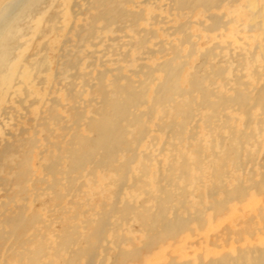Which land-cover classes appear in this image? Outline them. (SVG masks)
<instances>
[{"label": "rangeland", "instance_id": "rangeland-1", "mask_svg": "<svg viewBox=\"0 0 264 264\" xmlns=\"http://www.w3.org/2000/svg\"><path fill=\"white\" fill-rule=\"evenodd\" d=\"M73 1L82 2L56 0L51 6L48 4L46 11L54 10L58 15V27L52 32L40 35L39 38H36V30L32 31L33 26L28 28V34L17 40L22 44V49L15 51L18 52V57L11 61L14 68H23L22 73L16 75L21 79L22 84H19L26 86L28 96L24 95L21 87L18 90L15 87L11 89L13 93L3 97L0 102V135L10 141L15 137L2 132L10 131L14 136H19V130L24 128L22 136L32 137L34 145L29 152L28 162L23 164L28 173V180L21 185L22 194L18 193V189H21L18 188L19 185L11 180L4 186L0 185V233H6L0 238V264H87L91 252L94 257L89 264H121V259L117 260L121 253L126 256L123 264H167L171 259L176 263L198 264L199 261L205 263L208 257H218L226 252L236 256L237 249L254 245L264 246V191L255 194L254 189H248L245 200L228 201L226 209L217 213L218 215L213 211H206V207H203L207 205L208 189L214 190L212 192L215 193V200H220L222 187L232 189L239 182L237 177L244 185H249L248 175L259 180L262 170L264 171V114L261 113L260 106L250 107L248 117L251 118L244 120L246 115L242 113L239 105L230 102V99L227 101L229 104L220 105L217 102V98L222 97L221 94L225 98L234 97L238 91L246 90L252 94L256 91L255 88L262 84L264 75L260 73L264 74V29L259 25V18L264 17V10L258 14L257 20L252 21V26L248 27L251 23V12L245 8L247 0H241L233 9L226 6L212 9L211 12L222 17L221 21L225 26L210 32L195 23L198 19H202L203 23L209 22L204 19L200 8L191 14L178 13L171 9L167 0L150 1L148 5L134 0L137 4L129 3L127 8L134 11L141 8L145 17L137 21L134 27L140 28L138 34H132L133 28L126 26L122 31L115 30L116 25L120 23L112 24L105 30H97L93 47L88 41L76 39L73 32L69 31L72 22L81 23L85 16L78 13L74 19L72 8L77 10V7H70ZM43 13L32 19L30 26L34 22L37 26L43 25L46 16V13ZM232 18L234 19L231 20ZM187 19L190 21L189 27L183 26L181 31H174L175 26L182 25ZM95 24L98 27L103 25L100 20ZM148 31L154 32L155 37L147 38L141 45L135 43L139 36L145 33L148 36ZM66 34L69 37L66 38ZM129 34L132 38L128 37ZM186 34L199 49L186 58L187 65H181L177 86L183 93L173 94L172 97L178 108L182 111L189 109L192 113L186 117L183 112L173 109V102L164 103L166 114L163 115V107L157 105L152 113L153 121L145 123L146 111L150 108L155 88L165 76L162 71L155 69L151 71L150 76L149 68L155 67L165 59H171L173 54L170 47L175 45L181 47L180 56L178 55L175 61L180 62L182 57L185 58L189 49V44L183 41ZM109 36L114 39H108ZM65 39H68L67 42L63 41ZM128 39L134 44L129 45ZM160 44L167 48L166 51H156ZM145 50L155 52L146 53ZM63 51L64 57H59ZM206 51L212 52V56L207 59L205 55L199 54ZM39 59L48 61L51 71L44 70L43 66L38 69L35 61ZM67 59L80 63L76 69H62L60 62ZM87 63L92 65L86 67ZM217 67L222 68L220 73L217 72ZM83 77L88 78L90 89L82 86ZM192 77H195L196 82L193 87L188 83ZM41 78L45 82L37 83ZM65 80H71L75 85L63 87ZM127 80L134 90L141 91L145 103L134 109L137 116L132 124L128 125L125 119L116 120L122 142L118 143L114 136L110 137L109 142L119 146L116 149L118 153L111 162L113 167H94L89 162L79 167L78 171H69L66 175L62 170L59 174V169H66V162L63 160L61 164H54L53 173L47 172L44 165L49 164V157L45 156L57 154L55 146L59 145V149L64 147L70 134L82 131L86 133L84 127L80 128L84 125L86 116L100 118L112 114L110 103L116 98L124 97L123 94H118L113 82L125 85ZM68 94L75 97L74 103L68 99ZM21 98L22 104L17 101ZM202 99L204 103L200 106L198 102ZM31 100L37 102L31 103ZM85 100H89V105L84 110ZM50 105L59 117L47 119L43 116L42 119H37V115H42L39 111L45 113ZM68 105H76L79 112L84 111L76 123L69 120L65 110ZM94 108L97 114L92 111ZM128 110L132 108L129 106ZM2 111L6 113L3 114ZM159 126L160 130L155 131L154 128ZM142 129L148 136H156L154 143L150 142L147 135L140 140ZM52 142L54 146H51ZM103 153L102 149H98L94 156L100 158ZM143 153L148 154L150 160L147 161ZM235 153H239V160L245 162L241 169L235 163ZM19 155L18 152L9 153L3 162L11 164L19 159ZM124 166L128 167L129 172L127 177L125 175L119 196L116 198L117 186L123 182L118 179L117 184L116 176ZM3 174L0 170V176ZM5 176L11 179L14 171H6ZM66 176H69L70 182L66 181ZM36 178L39 180L36 181L34 189L32 182ZM212 184H215L216 188H212ZM114 203V208L108 210L109 204ZM20 205L24 206L22 223L30 215L34 218L18 236L9 233L8 226L1 220L5 214L16 212V207ZM197 209L203 211L201 229L190 221L188 225L192 228L191 234L183 230L175 240L177 243L171 240L147 242L151 234L161 229L155 221L159 215L167 219H187V216H194ZM99 217L107 224L101 229L103 236L100 239L93 230ZM133 251L136 252L135 258L129 259L134 255L130 254Z\"/></svg>", "mask_w": 264, "mask_h": 264}, {"label": "bare ground", "instance_id": "bare-ground-1", "mask_svg": "<svg viewBox=\"0 0 264 264\" xmlns=\"http://www.w3.org/2000/svg\"><path fill=\"white\" fill-rule=\"evenodd\" d=\"M55 1L56 0H1L0 1V102L4 99L3 97L6 96L8 93H13V91L11 89H13L15 87H17V90H18V88L20 89V87H21L24 95H26V97L28 96L27 95L28 91L25 89L26 86L25 87L21 86V84H22L21 79L18 78V75H16L17 73H22L23 68L18 67V66L16 68H14V65L11 61H12V59H13V61L16 60V58L18 57L19 54H18V52L16 53L15 51L18 49L21 50L22 44L18 43L17 40H18V38H20L22 36L24 37L25 35L28 34V32H29V30H27L28 28H31L33 26L35 29L33 28L32 31L36 30V33H37L36 38H39L40 35H43V34L48 33V32H52L58 27L56 25V21L58 19V15H57L56 11H54V10H47L46 11L47 6H49V5L51 6L52 4L55 3ZM81 1H82L81 3L77 2V1L71 2L70 7L71 6L77 7V10L72 8V10H73L72 16L74 17V19L78 13L81 15H85L84 18L82 19L83 22H81V23H75L74 22V24L72 22V25L69 26L70 30L69 29L68 30L73 32L74 37L76 39H82V42L88 41L89 44H92L93 47L95 46V42H96L95 40L93 41V39L97 37V30H99L100 28L105 30V28H109L112 24L116 25L117 23H120V25L119 24L116 25L117 29H115V30L122 31L124 26H126V27H129L130 29L133 28L132 34L133 33L138 34V32L140 31V28L139 27L134 28V27L137 25V21L145 19V17L143 16V13H142L143 11L141 8L139 11L138 10L134 11V10H130L127 8V4L135 3L134 0H81ZM150 1L154 2L156 0H140L139 3L140 4L143 3L144 5H148V3ZM167 1L169 3V6L171 7V9L176 10L178 13L187 12V13L191 14V13H193V11L195 9H198V8L202 9V11L204 13V16H203L204 19H206L209 22L203 23L202 19H200V20L198 19L197 21H195V20L194 21L197 25L202 26L205 31H210V32L213 30H216L218 27H222V26L224 27L225 26V24H223V22L221 21L222 17L220 15H217V14L211 12L210 10L219 8L221 6H226L228 8L233 9L234 6L239 5L241 2V0H167ZM257 1L258 0H247V2H246L245 8H247L251 12V17L249 20V22H251V23L248 24V27L252 26L253 22L255 20H257V18H258V14L262 10H264V0H260V2H258V3H257ZM135 4H137V3H135ZM49 11H52L54 13H51ZM43 12L46 13V16L44 18V22L48 23V24L44 23L43 25L37 26L36 23L34 22L33 24L31 23V26H30L29 22H31L32 19H34L37 15L42 14ZM43 15H44V13H43ZM233 19L234 18H232L231 20H233ZM99 20L102 21V23H103V25L101 27H98L95 24V22L99 21ZM184 20H186V18ZM228 20H229V18H228ZM259 20H260L259 25L264 29V17L259 18ZM49 21H50V23H49ZM189 22L190 21H188V19H187V21L182 23V25L178 24L179 26H175L173 28L174 31H181V28L183 26L189 27L188 26ZM224 22H226V21H224ZM69 25H70V23H69ZM101 29H100V31H101ZM143 30L144 29H142V31ZM106 31H109V29L108 30L106 29ZM184 33H183V35H184ZM141 34H143V33L141 32ZM147 35L148 36H146V33H145L143 36H139V39L135 43H137L138 45H141L146 41L147 38L155 37L154 32H149V33H147ZM67 36H68V34H66V38H67ZM125 36H127V35H125ZM128 37L132 38L131 34H129ZM108 39H114V37L109 36ZM66 40H68V39H65L63 41L67 42ZM183 41H185L189 44V49H188L187 55H185V58H183L181 55L182 60L180 62H178V61L176 62L175 59L179 55V53H180L179 48H181V47H176V45H175V46L170 47V49H171L170 52L173 54L171 59L168 58L162 62H158V63L156 62L157 64L155 65V67L149 68L150 69L149 70L150 76H151V71L153 69H155L157 71L158 70L162 71L165 76H164V78H162V80L157 84V86L155 88V91H154L155 94L151 98L152 102H151L150 108L146 111L147 120L145 123H150L153 121L152 113L154 111V108L157 105L158 106L161 105L163 107L162 108L163 115L166 114L167 108L163 105L164 103L173 102V104L171 103L173 109L176 110V112H183V115H185L186 117L188 116V114L191 115V113H192V112H190L189 109L187 111L186 110L182 111L180 108H178V104L174 102V99L172 97L173 94L181 95L183 93L182 89L177 86V80H178V76H179V72H180L179 70H180L181 65L182 66L187 65L188 60L186 58L189 57L192 53H195L197 49H199L198 46H197L198 48L196 47V45H195L196 43H193L194 41L191 42L190 36L188 34H186V36H184ZM128 42H129V39H128ZM132 42L133 41L129 42V45H131V44L133 45L134 43H132ZM167 42H169V41H167ZM170 43L172 44V42H170ZM162 45L160 44L157 47L156 51L158 53H162V52L166 51L167 48L162 46ZM95 50H97V49H95ZM147 50H145V51H147ZM151 50H149V52L147 51L146 53L155 52V51H151ZM205 50H206V48H205ZM133 53H135V52H133ZM199 54H201V55L203 54V56L205 55L206 59L209 56H212L211 51H206L205 53L200 52ZM64 55H65V52L63 51L59 54V57H64ZM140 57L142 58V56H140ZM178 58H180V57H178ZM204 61H206V60L204 59ZM56 62H58V60ZM79 63H80L79 61L75 62V61L67 59V60H63L62 62H60V64H61L60 67H62V69H64V68L76 69L78 67ZM201 63L203 64V61ZM242 64H243V62H242ZM90 65H92V63L91 64L87 63L86 67H88ZM35 66H37V68L40 66L41 67L43 66L44 70H48V71L50 70L51 71L50 63H48V61L44 62L43 60L39 59V60L35 61ZM103 66H104V64H103ZM142 66H143V64L140 65V67H142ZM213 66H215V65H213ZM194 70H193V72H194ZM216 70L218 73H220L222 71V68L217 67ZM216 70H215V72H216ZM70 72H73V71H70ZM70 72H66V73H70ZM252 73H254V72H252ZM254 74L257 75V73H254ZM260 75H264V74L260 73ZM204 77H205V75H204ZM83 78H84V80L82 81V86L83 87L85 86V88L90 89L91 84L89 83L88 78H86V77H83ZM194 78L195 77H192L188 82L189 85H191V87H193L196 84ZM71 80L69 82L68 81L66 82V80H65V83L62 86L63 87H65L66 85L74 86L75 83H73ZM262 81L263 82L260 85V87H258V86H257L258 88L256 87L257 89L251 85L253 87V89L255 88V90H256L254 93L251 92L252 94H250V92H248L246 90H245V92L238 91L237 93H235L234 97H229V98H225L223 96V94H221L222 97H218L217 102L220 105H224V103H227V101L230 99V102L236 103V105H239V107L242 109V113L244 115H246L244 120H247V118H248V120H250L249 118H251V117H248L249 109H250V107H253L255 105L260 106L261 113L264 114V80H262ZM44 82H45V80L42 78H41V80L40 79L37 80V83H39V84H42ZM114 82H117V80L116 81L114 80ZM114 82H113L114 88L117 89L118 94H123L124 97L116 98L115 101L110 103L111 110L113 111V113L112 114L109 113L108 117H100V118H97L96 116H86L85 117L86 120L84 121V125L83 126L81 125V127H80L81 129H82V127H84L86 133H84L82 131V133L74 132L73 134H70L68 139L65 140V146L64 147L59 149L58 148L59 145L55 146V147H57V150H58L57 154H55V155H49L48 154L45 156V157H49V162H48L49 164L44 165V169L47 172H49L50 174L53 173L54 172L53 171L54 164L55 163L61 164V162L63 160H65V162H66V169H59L60 170L59 174L63 170L64 173H66V175H68L67 173H69V171H74V170L76 171L79 167H83V165L85 163H89V162H91L94 167L99 166V165H103L106 167L107 166L113 167L112 166L113 164L111 162H112V159L115 156V154L118 153L116 151V149L119 148V146L113 145V143H111L112 141L109 142L110 137L114 136L115 141H117L118 143L122 142V140L120 138V134H121L120 129L118 127V124L116 123V120L125 119V122L128 125L132 124V122H134L136 120V116H137V114L134 113V109L138 105L145 103V98L143 97V94L141 93V91L140 90H134V87L131 85L129 80H127V83L125 85L124 84L118 85ZM143 82H144V80H143ZM19 83H21V84H19ZM24 85H26V84H24ZM49 87H52V86H49ZM201 93H203V92L201 91ZM208 93H210V92H208ZM218 93L220 94V92H218ZM67 97H68V99H71L73 101L72 103L75 102L74 96L71 97V95L68 94ZM104 98H106V97H104ZM17 101H18V103L22 104V98L20 100H17ZM105 101H106V99H105ZM35 102H37V101L31 100V103H35ZM198 103H199L198 105L202 106L204 103L203 99L201 100V102H198ZM209 104H210V102L208 103V105ZM227 104H229V103H227ZM232 104L233 103H231V105ZM88 105H89V100H85L84 106H86V107H84V110L87 108ZM129 106L132 108V110H128ZM23 107H25L24 104H23ZM67 107L68 108H66L65 110L67 111V114L69 116V120L73 123L74 122L76 123L81 118L84 111H82L83 113L79 112V109L77 108L76 105H68ZM92 111L94 112V114H97V110L95 108L92 109ZM195 112H196V110H195ZM4 113H6V111L3 112V114ZM39 113L42 115H37L38 116L37 119H42L43 116L47 119H55L56 117H59V114L54 112V109H52V105H50L49 107L46 108L45 113L43 111H39ZM31 117H33V116H31ZM199 118H202V117H199ZM226 122H228V121H226ZM207 123H206V126H207ZM37 124L39 125L40 123L38 122ZM221 124H223V123H221ZM228 126H229V124H228ZM211 128H213V127H211ZM78 130H79V128H78ZM154 130L159 131L160 126L154 128ZM24 131H25V129L21 128L18 132L19 136H14V133H12L10 131L2 132V134L6 133V134H9L10 136L15 137L10 141L3 139L4 137H1V135H0V170H2L4 173L2 176H0V185L4 186L6 183H8V181L11 180L13 183H16L19 185L18 188L19 187L21 188V189H18L19 194H22V188H23L21 186L22 183L24 181L28 180V173L26 171V168L23 167V164L28 162L29 152L31 151V147L34 145V140L32 139V137L24 138L22 136V133ZM34 132H36V130H34ZM146 135H147V132H145L142 129L140 140L143 139L144 137H146ZM244 135H246V134H244ZM220 136H218V137H220ZM231 136H232V133H231ZM148 137L150 138L151 143H154V141L156 140L155 135H149ZM196 137H197V135H196ZM1 139H2V142H1ZM188 142H190V140ZM52 144H53V142H52ZM52 144H51V146L55 145V144H53V145ZM152 145L154 146V144H152ZM163 147H161V149ZM98 149H102L104 151V153H103V156H100V158H98V157L95 158L94 153ZM199 149H200V147H199ZM12 152L20 153L19 159L15 160V162H13L11 164L3 162L4 157L7 154L12 153ZM61 154H63V156H61ZM142 155H143V157L147 158V161L150 160V157L148 154L143 153ZM235 157L237 158V161H235V163H237V165H239V168L241 169V167L244 166L243 164L245 162H241L239 160V153H235ZM254 158L255 157L253 156L252 160H254ZM248 160H249V157L247 158V161ZM158 163H159V160H158ZM263 169H264V167H263ZM12 170L14 171V176L11 179H9L7 176H5L6 171L9 172ZM92 170H94V169H92ZM249 170L252 171L251 168H249ZM182 171H183V169H181V173H182ZM128 172H129V169L126 166L122 167L119 170V172H117V176H116L117 184H118V179L123 180V182L117 186L118 187L117 191H115L116 198L119 196L120 189L124 183L125 175L127 177ZM260 175L261 176H260L259 180H256L251 175H248L247 180L250 182L249 185H244L241 182V179H239L237 177L239 182L235 187H232V189H230V190H227L225 187H222V197L220 200H215L214 199L215 193L212 192L214 190L208 189L207 190L208 191L207 192V195H208L207 205L205 204V205H203V207H206L205 208L206 211L210 210V211H213V213L217 214V213H221L223 210L226 209V203L228 201H230V200L232 201V199H235L236 201H242L243 199L245 200L246 196H247L246 194H247L248 189L249 190L251 189V191H253L252 189H254L253 193H255V194H259L260 192H263L264 191V171L263 170H262V174H260ZM69 176L68 177L66 176L67 177L66 181H68V182H70ZM194 179L198 180L197 178H194ZM242 179H244V178H242ZM37 180H39V179L36 178L32 182V187L34 189L36 188L35 183ZM53 180H55V179L53 178ZM55 183H58V182H55ZM156 188L158 189L159 185H157ZM212 188H216V185L212 184ZM48 189H50V188H48ZM24 190H26V188H24ZM12 192H15V191H12ZM21 198H22V196H21ZM35 200H37V198ZM109 205L110 206H109L108 210H110L111 208L113 209L115 203L112 205L111 204H109ZM16 208H17V211L12 212L13 214H11V213H10V215L5 214L3 216L4 218L1 220V222L5 223V225L8 226L9 233H15V235L19 236L22 233V231L26 227L29 226V223L33 220L34 216L30 215L28 217V219L26 221H23V223H22V220L24 219L22 216L24 206L22 207L20 205V206H17ZM212 217H215V216L212 215ZM203 220H204L203 219V211L198 210V209L195 211L194 216H191V215L187 216V219H184V218L167 219V218H163L161 215H159L158 219L155 221L161 226V229L159 232H157L155 234H151L149 236L147 242H152L154 240H159V241L171 240V241H174V243H177V241H175V240L183 230H187V232H190V234H191L192 228H189L188 222L193 221L195 223V225L197 226V228L201 229V227L203 225ZM106 225L107 224L104 222V219H102L101 217L97 218V224L94 225V227H93L94 233L98 235L97 238H99V239L102 238L103 232L101 229H103ZM251 233H253V232H251ZM251 233H249V235H251ZM5 234L6 233H0V238L4 237ZM66 234H68V233H66ZM211 244L215 245L214 242H211ZM174 245H176V244H174ZM88 250H89V248H88ZM236 251H237L236 256H232L226 252L225 254H220L218 257H212V258L208 257V260H206L205 263L202 261H199L198 264H264V246L259 247L258 245H254L253 247L241 248V249H237ZM89 253H90V251H89ZM90 254H89V258H88L89 261L91 259H93V257H94L93 254H91V256H90ZM130 254H134V255H132L130 258L129 257L128 258L134 259L136 252L133 251ZM124 255L125 254L121 253L119 255V257L117 258V260L121 259V261H120L121 264H123L122 263L123 259L126 258V256H124ZM89 261L86 263L89 264ZM167 264H188V263L187 262L176 263L173 261V259H171L169 261V263H167Z\"/></svg>", "mask_w": 264, "mask_h": 264}]
</instances>
